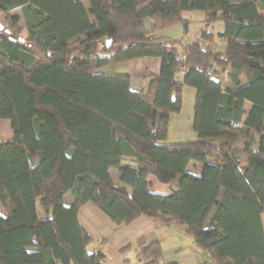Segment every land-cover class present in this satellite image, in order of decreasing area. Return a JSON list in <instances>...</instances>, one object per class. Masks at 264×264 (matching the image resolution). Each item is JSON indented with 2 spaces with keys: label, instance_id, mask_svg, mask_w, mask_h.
Instances as JSON below:
<instances>
[{
  "label": "trees",
  "instance_id": "obj_1",
  "mask_svg": "<svg viewBox=\"0 0 264 264\" xmlns=\"http://www.w3.org/2000/svg\"><path fill=\"white\" fill-rule=\"evenodd\" d=\"M87 2L0 0V118L12 131L0 143V264H101L78 220L87 202L116 224L142 215L184 226L213 259L199 264H264V0ZM187 11L222 22L223 51L202 29L185 41ZM175 25L179 39L149 36ZM142 57L160 67L140 90L102 71ZM186 87L196 136L165 142ZM144 244L141 264H162L159 241Z\"/></svg>",
  "mask_w": 264,
  "mask_h": 264
},
{
  "label": "crops",
  "instance_id": "obj_2",
  "mask_svg": "<svg viewBox=\"0 0 264 264\" xmlns=\"http://www.w3.org/2000/svg\"><path fill=\"white\" fill-rule=\"evenodd\" d=\"M185 17L188 18L187 16ZM193 21H195V23L197 24L199 23L204 26L199 27L196 32L192 33L189 31L190 30L189 26L191 23V19H189V25L187 28L188 33L186 35H196V33L201 29L205 30L208 33L209 32L213 33L211 26L213 24L206 25L202 20V13L199 14V18L193 19ZM186 35L184 37H186ZM216 39L217 40H213L212 41L213 43H211L212 49L215 51H223L225 47V39L220 37ZM127 62L131 63L132 65L135 64L136 66H139V68L145 70L146 73H143L141 75V77L144 80H145V76H148L149 74L152 73H157L160 67V59L158 57H142L138 59L129 60ZM127 74L130 75V73L128 72ZM130 86L134 90L141 89V85H133L132 82H130ZM243 108L245 113H248L251 108V103L249 101H244ZM245 117L246 115L243 116V120L245 119ZM1 119L3 118H0V143L9 139L12 135L9 120L8 119L1 120ZM195 136L196 135L194 134V136H192L191 138L194 139ZM187 170L195 174H199L201 171V164L198 162L191 161L187 166ZM109 173L115 184L121 183L119 180V172L116 168H110ZM148 181L150 183V187H149L150 190L153 189V186L155 185L156 187L154 188L157 191H161V192L165 191V187L160 183H158L155 178L149 176ZM72 201H73L72 195L69 192L66 193L63 197V202L65 203V205L71 204ZM78 220L81 226L92 235L94 242L105 239V243H103L102 245L92 244L91 246H89L90 251L101 250L105 254V258L101 262V264H127L130 262V257L127 258L125 257V255L127 254L126 252H128L129 255L134 254L137 261L136 264H141V261H139V259L136 256V249L140 248V246L137 245V240L139 238H142V240L145 243L144 245L150 244L155 240L159 241L166 255L174 253L176 251H179L180 253L181 249H179L178 247L176 248L165 245L166 241L168 240L167 237H169L173 233L174 229L186 233L185 228L182 225L176 224L174 222L168 225H161L158 222L152 220L151 218L142 215L136 217L129 223L116 224L113 221H111L105 213H103L100 209H98L90 202H87L80 207V209L78 210ZM260 220L264 233V210L260 214ZM128 244L131 245V247L128 250L124 251V253H121L119 250ZM201 258L205 260L206 256L201 254ZM168 261L170 260L168 259ZM177 262L179 264H182L180 261Z\"/></svg>",
  "mask_w": 264,
  "mask_h": 264
},
{
  "label": "rangeland",
  "instance_id": "obj_3",
  "mask_svg": "<svg viewBox=\"0 0 264 264\" xmlns=\"http://www.w3.org/2000/svg\"><path fill=\"white\" fill-rule=\"evenodd\" d=\"M84 7L88 8V2L87 0H82ZM201 12L199 11H187L185 12V16H187L189 19H191L190 23V32H196L199 27H203L202 24H197L193 19L199 18V14ZM11 14H19L21 15V9L16 8L11 11ZM22 23V22H21ZM222 22H215L212 26V31L214 33V39L217 40L218 36L216 35L217 31L222 29ZM145 26L148 30H151L152 28V20L150 18L145 19ZM182 35V27L180 25H175L173 27L164 28L161 30H157L154 32H150L149 36L153 38H162L164 40L166 39H179ZM211 43H208V45L212 46ZM102 71L104 72H121V73H130L131 75V82L133 85H141V87L145 86V80L141 77L143 73H146L144 69L139 68V66H136L135 64L132 65L129 62H122L117 63L114 65H110L108 67L102 68ZM180 76H182V73H180ZM242 83L245 82V78L242 75L241 76ZM193 100H194V89L190 87H186L184 89L183 93V101L181 110L179 113L172 115V119L170 121L169 125V132L168 136L165 139V142H180V141H187L192 139L191 137L194 136V131L192 130V120H193ZM4 120V119H1ZM10 128V127H9ZM153 186V185H152ZM156 187L155 185L153 188ZM155 189V188H154ZM102 228V227H101ZM165 228V227H162ZM173 231V230H172ZM175 231V232H174ZM173 233L171 234L166 241V246L170 247H178L181 249V252L176 251L171 254H167L165 259H163L162 263H166L169 260H177L180 261L182 264H198L203 261H208L209 263L213 262V259L205 253L203 250H201L196 243L193 241V238L191 235L181 232L180 230L174 229ZM92 244H99V241H95ZM125 257H130V262L127 264H136V258L135 255H129L128 252ZM201 254L206 256V259L201 258ZM197 262V263H196Z\"/></svg>",
  "mask_w": 264,
  "mask_h": 264
},
{
  "label": "built area",
  "instance_id": "obj_4",
  "mask_svg": "<svg viewBox=\"0 0 264 264\" xmlns=\"http://www.w3.org/2000/svg\"><path fill=\"white\" fill-rule=\"evenodd\" d=\"M185 41H186V42H189V43H191V42H195V41H197V37H196L195 35H187V36L185 37ZM204 43H205V42H204ZM208 48H209V49H212V46L208 45Z\"/></svg>",
  "mask_w": 264,
  "mask_h": 264
}]
</instances>
